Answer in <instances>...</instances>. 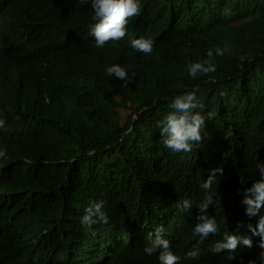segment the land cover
<instances>
[{"label": "trees", "instance_id": "16d2710c", "mask_svg": "<svg viewBox=\"0 0 264 264\" xmlns=\"http://www.w3.org/2000/svg\"><path fill=\"white\" fill-rule=\"evenodd\" d=\"M92 23L90 0H0V148L8 156L0 161V264H159L143 247L152 240L146 228L164 222L160 235L180 264H248L258 247H239L232 261L227 250L184 259V242L198 239L199 209L180 212L178 202L199 200L200 184L220 166V204L207 212L221 233L207 240L252 236L248 225L259 217L245 214L239 189L261 178L255 165L264 162V0H141L128 35L103 48L88 34ZM141 36L155 42L150 55L130 47ZM225 44L214 73L189 75L191 63ZM114 63L135 73L127 87L108 78ZM193 88L206 134L190 153H174L157 125L168 101ZM118 94L142 102L125 123ZM94 200L104 201L109 222L85 226L80 217Z\"/></svg>", "mask_w": 264, "mask_h": 264}, {"label": "clouds", "instance_id": "9594fccd", "mask_svg": "<svg viewBox=\"0 0 264 264\" xmlns=\"http://www.w3.org/2000/svg\"><path fill=\"white\" fill-rule=\"evenodd\" d=\"M93 12L94 23L89 25V36L95 39V45L103 48L108 43H117L128 35L129 22L141 14V0H90ZM154 41L147 37H138L130 39L129 44L134 52L150 55L154 48ZM228 45L223 48L217 46L215 49L207 51V59L191 63L188 66V73L196 78L199 75L207 76L216 71V56H223L228 51ZM108 78L113 75L124 82L122 87H127L128 82L135 77V73L129 74V66L120 63H114L107 67ZM197 89L184 90L174 95L168 101L167 112L157 127L160 130V137L163 145L172 152L190 153L196 143L201 142L202 134H206L205 116L202 114L203 105L200 104L197 97ZM199 109L198 111H194ZM5 119L0 115V129L4 128ZM7 149L0 148V161L7 160ZM256 169H259L260 179L255 180L250 187L244 185L239 189V196H243L242 203L246 206L245 214L249 217L258 216L259 219L255 226L248 225L252 236L259 237L255 243L252 236L233 234L229 231L222 232V238L213 241L207 240L210 236H216L221 233L220 225L215 216L208 214L209 205L216 206L220 204V193L218 192V177H223L225 172L220 166L209 170L207 179L200 184L203 193L199 200L194 201L190 198H184L178 202L180 212L190 211L195 205L199 209L196 221L193 222L192 235L198 237L197 240L184 242L188 246L184 259H197L205 261L219 255L223 250H227V259L232 261L237 258V249L241 246L248 249L254 246L260 249V252L254 259H249L248 264H264V162L257 160ZM214 185L216 187H214ZM107 224L109 216L104 211V201H90L80 217V223L85 226H91L95 223ZM164 225H158L156 231L154 228H146L145 234L152 240L144 247L143 251L147 255H158L159 264H180L181 255L172 248V243L168 238L160 235L164 232ZM167 233V232H165ZM155 238V239H154ZM190 241V242H189ZM211 256H207L208 252ZM240 264H243L241 257Z\"/></svg>", "mask_w": 264, "mask_h": 264}, {"label": "rangeland", "instance_id": "374dc122", "mask_svg": "<svg viewBox=\"0 0 264 264\" xmlns=\"http://www.w3.org/2000/svg\"><path fill=\"white\" fill-rule=\"evenodd\" d=\"M121 98L122 97L120 96V94H118V96H116L117 100H119ZM120 101H123L126 104V106H124V107L117 108L118 112L120 113L122 123H125L126 120L129 118L130 114L132 113V109L139 108L141 106L142 102L131 100L128 97L122 98Z\"/></svg>", "mask_w": 264, "mask_h": 264}]
</instances>
